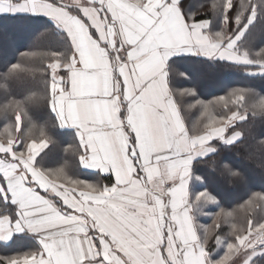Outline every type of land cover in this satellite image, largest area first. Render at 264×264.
<instances>
[{
	"label": "snow or ice",
	"instance_id": "snow-or-ice-1",
	"mask_svg": "<svg viewBox=\"0 0 264 264\" xmlns=\"http://www.w3.org/2000/svg\"><path fill=\"white\" fill-rule=\"evenodd\" d=\"M209 8L210 19L186 11L184 0H0V41L10 39L8 22L39 24L62 37L64 50L49 53L41 69L46 102L58 127L78 138L79 165L109 181L40 165L48 144L27 127L29 98L16 99L11 90L27 68L22 61L36 53L6 60L0 207L11 211L0 214V243L28 236L35 247L0 256V264H231L241 250L243 264L264 259V218L248 219L245 229L224 213L234 239L215 231L222 226L217 222L215 249L209 228L197 223L207 205L219 207L207 190L209 176L219 169L246 182L239 160L223 163L228 156L210 160L208 175L196 173L201 162L242 142L237 122L247 119L246 96L256 94L239 90L232 108L221 96L227 112L217 113L194 88L177 87V76L190 80L191 73L175 69L195 58L264 78V49L253 55L243 39L264 23V0H239L238 7L234 0H211ZM186 97L188 107L202 109L191 128L182 114ZM254 202L264 205V192L246 203Z\"/></svg>",
	"mask_w": 264,
	"mask_h": 264
},
{
	"label": "trees",
	"instance_id": "trees-1",
	"mask_svg": "<svg viewBox=\"0 0 264 264\" xmlns=\"http://www.w3.org/2000/svg\"><path fill=\"white\" fill-rule=\"evenodd\" d=\"M210 3L211 0H184L185 10L195 12L197 18H211ZM234 3L237 7L239 6V0H234ZM7 26L10 39L7 42L0 41V70L3 69L6 60L12 63L21 60L20 53L22 52L36 53L34 58L22 61L27 68L17 80L12 82L11 90L16 99L29 98L28 111L31 124L27 127L31 128L32 136L37 140L45 139L48 144V147L41 153L42 159L37 157L40 165L54 173L63 170L70 176L89 179L90 182L108 183L109 181L102 174L90 173L81 168L78 139L72 130L58 127V122L54 119V114L51 113L46 102L41 69L47 65L49 53L64 50L62 37L47 32L39 24L8 22ZM243 39L245 46L252 51L253 55L264 49V23L257 22ZM175 70L177 72L187 70L191 73L190 80L177 76V87L194 88L198 92L199 99L213 102L217 113L227 112V109L223 107L225 102L218 100L221 96L228 101V108H232L230 101L235 99L239 90L251 89L256 94L246 96L244 111H246L247 119L244 122H237L235 130L243 132L242 142L237 143L231 151H223L220 156H212L207 161L201 162L198 166L199 171L196 173L197 175H208L210 160H216L219 163L223 157L228 156L231 159L223 160V163L230 164L232 159L239 160L246 176V182H240L218 169L216 174L209 176L206 181L207 190L217 198L219 203V207L212 212L206 225L210 232L209 247L215 249L212 232L217 222H220L222 226L215 231L222 236L227 235L230 239H234L229 224L223 220L224 213H233L230 221L235 223L237 228L246 229L248 219H252L255 223L264 218V205L255 202L252 205L246 203L254 193L264 192V168L260 167V161L264 159V148L261 146V141H264V107L260 105V99L264 97V78L247 75L244 69L227 64L199 63L195 58L176 67ZM3 99V94L0 93V104L3 103ZM189 103H191L190 98L183 99L182 114L191 128L193 125H198L202 119V109L200 107L190 108ZM8 120L14 121L12 113L8 114ZM5 122L4 114L0 111V138L3 135ZM23 128L24 123H22ZM249 156L252 157L251 160L248 159ZM10 211L11 209L0 207V214ZM34 247L35 241L30 237L17 236L8 244L0 243V256L22 254ZM257 264H264V259L257 258Z\"/></svg>",
	"mask_w": 264,
	"mask_h": 264
},
{
	"label": "rangeland",
	"instance_id": "rangeland-1",
	"mask_svg": "<svg viewBox=\"0 0 264 264\" xmlns=\"http://www.w3.org/2000/svg\"><path fill=\"white\" fill-rule=\"evenodd\" d=\"M54 173V172H53ZM56 173V172H55ZM54 173V174H55ZM55 178V177H54ZM202 191V190H201ZM229 194H232V193H230L229 192ZM214 207H216V205H214V204H209V205H207L203 210H204V212H202L201 213V215L203 216V217H206V218H208L209 216L208 215H210V211L214 208ZM206 210V211H205ZM209 214H208V213ZM212 216V215H211ZM222 254V253H221ZM244 259H245V255H244V252H239L236 256H234V258H233V261L231 262V264H243V261H244Z\"/></svg>",
	"mask_w": 264,
	"mask_h": 264
},
{
	"label": "crops",
	"instance_id": "crops-1",
	"mask_svg": "<svg viewBox=\"0 0 264 264\" xmlns=\"http://www.w3.org/2000/svg\"><path fill=\"white\" fill-rule=\"evenodd\" d=\"M67 130H71V129H67ZM76 137V136H75ZM76 139H78L77 137H76ZM82 168V167H81ZM83 169V168H82ZM85 170V169H84ZM86 171H90V173L91 172H94L93 170H86ZM104 176V175H103ZM57 183H59V181H57ZM198 190H204L203 188H200V189H198ZM217 208V206L216 207H214L209 213H210V215H208L209 217L208 218H206V217H203L202 215H201V213L202 212H204V210L201 212V213H199L198 215H197V223L198 224H200V225H207V221H208V219L211 217V215L213 214L212 212L215 210ZM206 211V210H205ZM208 213V212H207ZM208 213V214H209ZM241 252H244L243 250H241ZM222 253V252H221ZM220 253V254H221Z\"/></svg>",
	"mask_w": 264,
	"mask_h": 264
}]
</instances>
